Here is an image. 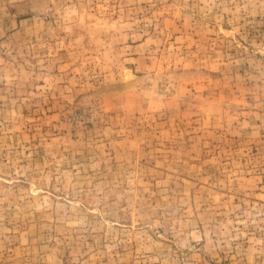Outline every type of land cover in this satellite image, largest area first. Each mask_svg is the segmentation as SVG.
Returning <instances> with one entry per match:
<instances>
[{
    "label": "rangeland",
    "instance_id": "rangeland-1",
    "mask_svg": "<svg viewBox=\"0 0 264 264\" xmlns=\"http://www.w3.org/2000/svg\"><path fill=\"white\" fill-rule=\"evenodd\" d=\"M0 264H264V0H0Z\"/></svg>",
    "mask_w": 264,
    "mask_h": 264
}]
</instances>
